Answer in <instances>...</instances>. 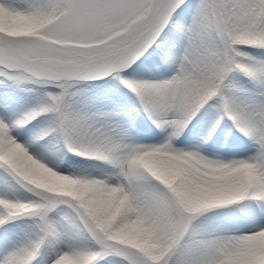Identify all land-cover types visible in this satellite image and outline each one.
I'll return each mask as SVG.
<instances>
[{"label": "snow or ice", "instance_id": "6c2138e0", "mask_svg": "<svg viewBox=\"0 0 264 264\" xmlns=\"http://www.w3.org/2000/svg\"><path fill=\"white\" fill-rule=\"evenodd\" d=\"M0 264H264V0H0Z\"/></svg>", "mask_w": 264, "mask_h": 264}]
</instances>
